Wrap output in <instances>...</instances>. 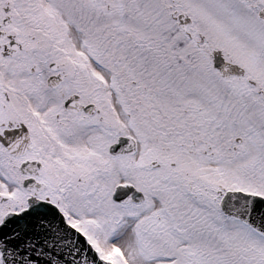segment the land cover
Listing matches in <instances>:
<instances>
[{
	"label": "snow or ice",
	"instance_id": "6c2138e0",
	"mask_svg": "<svg viewBox=\"0 0 264 264\" xmlns=\"http://www.w3.org/2000/svg\"><path fill=\"white\" fill-rule=\"evenodd\" d=\"M0 264H264V0H0Z\"/></svg>",
	"mask_w": 264,
	"mask_h": 264
}]
</instances>
